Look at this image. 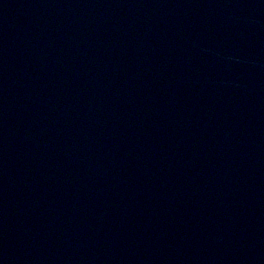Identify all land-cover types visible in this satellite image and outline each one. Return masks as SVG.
Returning <instances> with one entry per match:
<instances>
[{"label":"water","instance_id":"95a60500","mask_svg":"<svg viewBox=\"0 0 264 264\" xmlns=\"http://www.w3.org/2000/svg\"><path fill=\"white\" fill-rule=\"evenodd\" d=\"M0 264H264V0H0Z\"/></svg>","mask_w":264,"mask_h":264}]
</instances>
